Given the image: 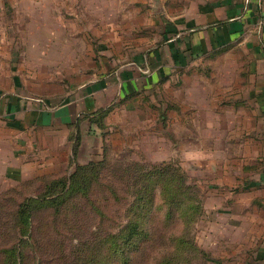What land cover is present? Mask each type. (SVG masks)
<instances>
[{"label":"rangeland","instance_id":"1","mask_svg":"<svg viewBox=\"0 0 264 264\" xmlns=\"http://www.w3.org/2000/svg\"><path fill=\"white\" fill-rule=\"evenodd\" d=\"M194 2L0 0V93L50 108L110 70L145 77V59ZM221 54L197 60L189 81L170 63L122 101L108 81L105 114L93 119L56 129L27 119L19 136L27 176L0 192V264L14 248L21 264H258L264 125L241 109L220 111L230 87L248 86L243 54ZM195 77L208 86L215 114L193 111L203 95L188 89ZM72 173L69 193L33 202L30 218L18 222L20 203L43 198L49 182ZM249 182L259 186L242 194Z\"/></svg>","mask_w":264,"mask_h":264},{"label":"crops","instance_id":"2","mask_svg":"<svg viewBox=\"0 0 264 264\" xmlns=\"http://www.w3.org/2000/svg\"><path fill=\"white\" fill-rule=\"evenodd\" d=\"M188 10V14L179 16L178 24L172 25L176 32L172 36L164 35L166 37L164 45L150 53L147 56L150 59H145L146 66L150 64L151 69V74L145 77L139 76L138 73L110 70L98 80L99 83L85 80V84L82 83L76 93L70 95L69 100L50 108H47V105L44 107L39 101H33L32 105L27 104L25 98L18 92L7 95L0 93V192L11 185H19L27 176V165H31V162L27 163L23 159L25 141L19 139L20 133L29 125L27 119L30 123V119L34 121L37 118V121L31 122V125L36 127L42 123L44 127L49 126L51 129L53 126L56 129L58 125H70L78 118H83L85 114L105 108L103 102L104 100L107 102L110 96H104L108 81L113 80L111 83L115 87L112 91L113 97H118L122 101L127 98L125 88L131 92L140 86L146 87L149 84L148 80L155 82L159 71L163 70V67H170V63L172 67L178 69L181 81H189L185 72L192 65L196 66L197 60L217 52H222L221 57L242 53L245 62L241 64L247 67L246 74L242 75L244 77L242 83L248 82V86L233 85L229 89L227 87L228 97L220 101L223 105L220 111L227 114L232 113L234 109L237 111L241 109L245 113L256 115L257 123L264 125V0H195L193 7ZM166 31L169 32L170 28L164 27L163 32ZM162 56L168 60L165 59V62L161 63ZM236 76L230 80L238 81ZM110 78L112 79L109 80ZM193 82L188 89L193 88L196 95L197 90L203 92L200 109H196L198 107L195 106L193 111L215 114L218 109L212 108L214 101H211L208 86L203 88L198 86V82L204 80L195 77ZM233 92L238 93L237 103L230 101ZM130 97L131 95L128 98ZM87 126L89 127L88 124ZM212 127L211 125L210 128ZM13 135L18 137L15 141H10ZM223 141H227V138ZM9 146L12 148L9 149ZM33 164L39 167L40 162ZM260 177L264 178L263 173ZM258 186L259 183L256 185V182L245 183L241 187L242 194ZM258 243V264H264V234L258 239Z\"/></svg>","mask_w":264,"mask_h":264},{"label":"trees","instance_id":"3","mask_svg":"<svg viewBox=\"0 0 264 264\" xmlns=\"http://www.w3.org/2000/svg\"><path fill=\"white\" fill-rule=\"evenodd\" d=\"M124 91H125V97L128 98L131 95L130 92H128L129 90H127V88H125ZM103 114H105V109H98L93 113L85 114V115H87L86 118H88V119L92 118L93 119V118H95L99 115H103ZM72 177H74L73 173L70 174L69 177H67L64 180H55V181L49 182L48 186L46 187V191H45L43 198L40 197L37 200H30L28 198V199H25L22 203H20L17 206V211H16L18 222L23 221V222H21L23 224L25 222H27L26 215H28V219H29L30 214H31L29 211L32 210L30 208V205L33 202L40 203V202L46 201L49 203H54L56 201L55 198H56V195L58 192H59V194H62L61 192L65 193L67 190V193H69L73 187V181H72L73 178ZM176 196H178V195H175L174 200H175ZM194 208L196 209L195 206H194ZM9 254H12L11 257L9 259L7 257L4 259L6 264H21V252L19 251V248H14V250L12 252H10Z\"/></svg>","mask_w":264,"mask_h":264}]
</instances>
